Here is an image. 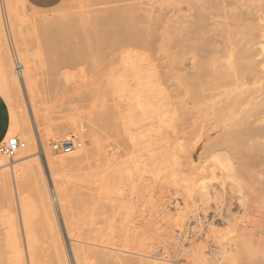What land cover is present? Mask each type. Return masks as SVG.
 <instances>
[{"label": "rangeland", "instance_id": "1", "mask_svg": "<svg viewBox=\"0 0 264 264\" xmlns=\"http://www.w3.org/2000/svg\"><path fill=\"white\" fill-rule=\"evenodd\" d=\"M136 1L64 0L53 8L35 9L25 0H0V81L9 85L0 83V94L10 108V129L16 133L12 137L26 144L24 155H0L14 164L17 176L14 189L7 192L2 184L8 175L4 169L3 178L0 170V179H4L0 181V237L8 235L10 224H15L13 229H21L17 232L25 245L27 234L43 246L54 242L53 248L48 247L53 255L59 251L49 234L57 229L68 264L99 263L98 257L89 258V252L85 258L91 260L82 262L88 245L103 247L109 260H120V264L127 259L132 264H264V137L253 142L240 121L244 112L257 113L264 107V0H139L145 4L131 12L135 19L131 25L144 30L137 46L122 48L104 30L93 34L107 41H94L97 51L92 39L91 45L87 43L88 37L94 38L88 32L93 27L86 28L88 20L101 11L106 14L132 2L141 4ZM46 17L49 20L42 22ZM76 18L82 27L78 30L86 24L85 36L75 41L79 48L84 42L86 56L82 52L83 57L78 60L77 56L71 67L88 58L78 70L63 69L53 61L55 48L47 44L51 40L47 31L60 27L59 21L73 19L76 23ZM55 36L50 37H59ZM257 36H261L259 41ZM4 40L13 66L31 71L29 75L35 78L34 90L25 77L18 79L20 107L9 99L15 83L14 76L8 77ZM99 43L112 48L105 44L100 48ZM116 46L120 47L117 52ZM58 74L68 78L63 81ZM56 78L82 89L63 94L55 87L60 81ZM27 87L36 95L29 94ZM5 90L8 96L2 94ZM112 90L117 92V102ZM244 93L250 103L233 108V99ZM107 104L126 111L127 119L122 115L120 120L122 134L99 125V113ZM263 111L258 116L264 117ZM235 112L238 115L232 121ZM218 128L234 140L235 152L244 154L246 145L254 143L250 162L237 154L229 177L212 167V138ZM68 139L76 144L72 153L53 152L52 144ZM125 149L127 154L120 158ZM81 155L83 161L60 162ZM51 161L59 164L53 163L54 167ZM127 168L129 172L122 174ZM87 192L95 196L90 198ZM4 194L14 195L8 201ZM92 225L99 228H93L95 233ZM93 234L101 237L103 245L92 243L93 237L92 245L87 242ZM1 240L5 244L7 238ZM53 256L51 260L59 263L58 255Z\"/></svg>", "mask_w": 264, "mask_h": 264}, {"label": "bare ground", "instance_id": "2", "mask_svg": "<svg viewBox=\"0 0 264 264\" xmlns=\"http://www.w3.org/2000/svg\"><path fill=\"white\" fill-rule=\"evenodd\" d=\"M133 1V0H132ZM136 1V0H135ZM139 1V0H138ZM201 1V0H200ZM200 1H197V2H200ZM203 1V0H202ZM206 0H204V2H205ZM141 1H139L138 3H140ZM197 2H193V3H197ZM134 3H137V1L136 2H134ZM133 2H132V4L130 3L129 5H125L124 6V8L122 7H120V8H117V9H115V10H113L112 9V11H110V10H108V11H106V12H109V13H104V11H103V13H102V9L100 10L101 12V14H99L98 13V10H96L97 11V13L100 15H98V16H94L93 18H91V20H88V23H90V24H88L87 22H86V24H87V27H86V24L84 23V29H82V30H80L82 27H80L78 24V22H80L79 20H77V18L75 19L76 20V23L75 22H71V21H73V19L72 20H69V21H66L65 20V22H63V23H61L59 20V26L60 27H57V28H55V29H52V30H48L47 32V36L49 37V40L50 41H48L47 42V44L49 45V46H52V47H54L55 49H54V53L52 54L53 56H52V58H53V61H54V63L56 64V66L57 67H64L63 69H65V68H68V67H71V66H75L74 64L76 63V61H78V60H80L79 58H82L83 56V54L85 55L86 54V52H85V49H84V42H80L81 44H79L80 46L82 45V43H83V45L81 46V48H79L78 47V43L77 42H75V41H77L76 39H81V37L82 36H85L84 34L86 33V28H88L89 27V25H90V27H95V28H97V30L94 28H91L90 29V31L88 30V32H89V34L91 33V35H89L90 37L91 36H93L94 38H89L88 37V40L89 41H87V39H86V41H87V43H92V42H90L91 40L90 39H92V41L94 42V41H96L97 42V40L99 39V37H101L100 39H102V35L101 36H96V37H98V39H96L95 38V36L93 35L94 33H96V31H99V33L100 32H102L103 33V31L102 30H104V35L108 32V35H110L111 37H109L108 35V37L110 38V40H112L113 38V40L114 41H116L117 42V44L118 45H121V47L122 46H124L125 48H127V47H135V46H137V44H139L140 43V40H141V38L143 37V35H144V30L142 29V28H139V27H137V26H132L131 24H132V22H134L135 21V19H133L132 18V14H131V12L133 11V9L132 8H135V9H137L136 7H139V5H143V4H145V3H143V2H141V4H134ZM102 5V4H101ZM44 14V13H43ZM45 15V14H44ZM55 16V15H54ZM49 18V17H48ZM47 19V17L46 18H44V20H41L42 22H45V20ZM58 19V18H57ZM90 19V18H89ZM47 20H49V19H47ZM46 20V21H47ZM53 20V19H52ZM51 20V21H52ZM54 20H55V18H54ZM53 20V21H54ZM81 20V19H80ZM58 21H56V25H57V22ZM68 22V23H67ZM48 23V22H47ZM67 23V24H66ZM72 23V24H71ZM75 23V24H74ZM83 23V22H82ZM45 24V23H44ZM63 24V25H62ZM71 24V25H70ZM81 24V23H80ZM75 25H77L76 27H75ZM51 26V25H50ZM81 26H82V24H81ZM45 26H43L42 28H44ZM49 27V26H48ZM47 27V28H48ZM77 27H79L80 29L78 30V28ZM86 27V28H85ZM101 29V31L100 30H98V29ZM57 29V30H56ZM93 29V30H92ZM84 30V31H83ZM91 30H92V32H91ZM95 30V31H94ZM106 30V31H105ZM82 31V32H81ZM46 32V31H45ZM82 33H84V34H82ZM98 33V32H97ZM96 33V34H97ZM58 35L59 37L58 38H51L50 36L51 35ZM100 35V34H99ZM86 36H88V34H86ZM55 37H57V36H55ZM105 37V36H104ZM108 37H106V38H108ZM113 37V38H112ZM261 36H257V38H256V41L258 40L259 41V39L258 38H260ZM60 38V39H59ZM75 39V40H74ZM262 39V38H261ZM70 40V41H69ZM101 40H98V42H100ZM103 41V40H102ZM101 41V42H102ZM104 41H106L105 39H104ZM103 41V42H104ZM114 41H112L113 43H114ZM107 42V41H106ZM108 42H109V40H108ZM111 42V41H110ZM251 42V41H250ZM252 43V42H251ZM88 44V45H89ZM96 43L94 42L93 44H92V46H94ZM99 44H101V43H99ZM98 44V45H99ZM103 44V43H102ZM102 44L101 45H99V47L101 46L102 48L103 47H105L106 45H107V47H110V44L108 45V44H105V46H104V44H103V46H102ZM116 43H115V45H117ZM255 44V43H254ZM259 44V43H258ZM5 45V50H6V52H7V57L5 58V64H8V67H9V73H8V71H7V73H8V77L11 79V77H13L11 80H13V82L15 83V86H13L12 85V88L11 89H9L10 91L8 92V94H9V99L11 100V103H14V104H16L18 107H20V105H22L21 104V102H22V99H21V94H20V89H19V85H18V79L20 78V76L21 77H25V79L27 80V86H30L31 88H33V87H35L34 85H33V81H34V79H32V77H34V76H32V75H29V72H30V74L32 73L31 71H27L28 73H26V72H24V70H22V68H20V66H18L17 64L16 65H14L13 66V64L11 63L12 61H11V59H10V56H9V52H8V47H7V44H6V42H5V40H4V42H3V46ZM91 45V44H90ZM89 45V46H90ZM113 45V44H112ZM253 45V44H252ZM256 45H257V43H256ZM88 46V47H89ZM91 46V47H92ZM249 46V45H248ZM78 47V48H77ZM95 47H96V45L94 46V49H95ZM100 47V48H101ZM106 47V48H107ZM117 48H113V49H115L116 50V52L117 51H119L120 50V47H118V46H116ZM58 48V49H57ZM90 48V47H89ZM88 48V49H89ZM96 48H98V46L96 47ZM106 48H105V51H106ZM110 48H112V46L110 47ZM119 48V49H118ZM123 48V47H122ZM247 48V47H246ZM249 48V47H248ZM247 48V49H248ZM78 49H80V50H78ZM84 50V51H83ZM96 51H97V49H95ZM102 50V49H101ZM108 50V49H107ZM112 50V49H111ZM250 50V49H249ZM255 50V49H254ZM88 51V50H87ZM104 51V52H105ZM110 51V50H109ZM106 52V53H109L110 54V52ZM82 52H84L83 54H82ZM89 52V51H88ZM250 52V51H249ZM255 52V51H254ZM101 53H103L102 51H101ZM105 53V54H106ZM245 53V52H244ZM252 53H253V51H252ZM252 53H251V55H252ZM80 54H82V55H80ZM108 54V55H109ZM98 55H99V53H98ZM107 55V56H108ZM77 56H79L78 58H77ZM86 56V55H85ZM92 57H93V55H91ZM104 56V55H103ZM111 56V55H110ZM248 56V55H247ZM246 56V57H247ZM250 56V55H249ZM254 55H252L251 57H253ZM255 56H257V55H255ZM254 56V57H255ZM89 57H90V55H89ZM243 57H244V55H243ZM78 60H77V59ZM88 58V57H87ZM86 58V59H87ZM101 57H99V59H100ZM104 58H107L106 56L104 57ZM239 58V57H238ZM241 58V57H240ZM85 59V58H84ZM84 59H82L81 61L82 62H80L79 64H77L76 65V67H77V70H78V67H79V65L82 63L83 65H84ZM85 59V60H86ZM96 59V58H95ZM95 59H93V60H95ZM104 60V59H103ZM114 60V59H113ZM116 60V59H115ZM253 60V59H252ZM9 61H10V63H9ZM87 61V60H86ZM112 61V60H111ZM84 62V63H83ZM97 62H99V61H97ZM103 62V61H102ZM107 62V61H106ZM240 62V61H239ZM255 63V62H254ZM81 64V65H82ZM93 64V63H92ZM104 64H105V61H104ZM115 64V63H114ZM248 64V63H247ZM95 65H98L97 63H95ZM107 65H109V64H107ZM89 66V65H88ZM87 66V67H88ZM104 66V65H103ZM110 66V65H109ZM7 66H6V68H8ZM14 67V68H13ZM73 67H71V69H75V68H73ZM97 67V66H96ZM95 67V68H96ZM101 67V66H100ZM31 68V67H30ZM30 68L28 69V70H30ZM93 68V67H92ZM94 68V69H95ZM106 68V67H105ZM133 68V67H132ZM59 69V68H58ZM61 69V68H60ZM102 69H103V67H102ZM62 70V69H61ZM82 70V69H81ZM80 70V71H81ZM93 70V69H92ZM107 70V69H106ZM111 70V69H110ZM101 71V70H100ZM109 71V70H108ZM85 73H86V71H85ZM88 73V72H87ZM86 73V74H87ZM100 73V72H99ZM11 76H10V75ZM103 74V73H102ZM106 74V73H105ZM60 75H62V74H60ZM59 74L57 75V77L58 76H60ZM64 75V74H63ZM95 75V74H94ZM101 75V74H100ZM88 76H89V74H88ZM87 76V77H88ZM103 76V75H102ZM116 76V75H115ZM61 77V76H60ZM59 77V78H60ZM62 77H66V75L65 76H62ZM61 77V79L63 80V81H65L66 79H64V78H62ZM95 77V76H94ZM104 77V76H103ZM112 77H114V76H112ZM81 78V77H80ZM85 78V77H84ZM105 78V77H104ZM116 78V77H115ZM114 78V79H115ZM58 78H56L55 79V81L57 82V81H59V80H57ZM99 79V78H98ZM97 78H96V80H98ZM107 79V78H106ZM105 79V80H106ZM119 79V78H118ZM62 80H60L58 83L59 84H55L56 86L55 87H57V91H62L61 93H66L67 91H71L72 93H73V90L74 89H82V86H80L79 84H70L69 86H68V83L69 82H66V85L65 84H63L64 82H62ZM71 80V79H70ZM76 80V79H75ZM88 80V79H87ZM95 80V82H94V80L92 79L91 80V82L93 81L94 83H96L97 81ZM113 80V79H112ZM122 80V79H121ZM67 81H69V80H67ZM90 81V80H89ZM101 81V80H100ZM35 82V81H34ZM56 82H52V83H56ZM121 82V81H120ZM0 83H1V81H0ZM7 84L6 82H2L1 83V85L2 84ZM13 83V84H14ZM93 83V84H94ZM98 83V82H97ZM118 83V82H117ZM35 84V83H34ZM37 84V83H36ZM113 84V83H112ZM127 84V83H126ZM8 85V84H7ZM6 85V86H7ZM21 85V84H20ZM32 85H33V87H32ZM54 85V84H53ZM86 85V84H85ZM96 85V84H95ZM100 85V84H99ZM98 85V86H99ZM102 85V84H101ZM116 85V84H115ZM119 85V84H118ZM121 85V84H120ZM123 85V84H122ZM125 85V84H124ZM124 85L122 86L123 88H124ZM37 86L38 85H36V89H37ZM104 85H102V87H103ZM127 86V85H126ZM8 87H9V85H8ZM58 87H59V89H58ZM76 87V88H75ZM92 87V86H91ZM116 87V86H115ZM114 87V85H113V88H115ZM1 88H2V86H1ZM0 88V90L2 91V89ZM90 88V87H89ZM92 88H96V87H92ZM92 88H90V89H88V90H91ZM111 88V87H110ZM117 88H121V87H117ZM116 88V89H117ZM27 89H28V87H27ZM35 88H33V90H34ZM126 89V88H125ZM124 89V91H126ZM33 90L31 91V89L29 90H27V92L28 91H30V92H32L33 93ZM78 90V91H79ZM85 90V89H84ZM115 90V89H114ZM120 90V89H119ZM69 91V92H70ZM75 91V90H74ZM82 91V90H81ZM107 91H108V89H107ZM110 91V90H109ZM113 91V90H112ZM129 91V90H128ZM250 91V90H249ZM258 91V88H256L255 89V92H257ZM4 92H6L5 94H6V96H8L7 95V91L5 90V91H3V93L2 94H4ZM30 92H28L29 94H31L32 95V93H30ZM69 92H67V93H69ZM88 91L86 90V93H87ZM91 93H92V91H90ZM93 92H95L94 90H93ZM99 92V91H98ZM114 92V100H115V102H117V100H116V97H117V92H115V91H113ZM113 92H112V94H113ZM252 92H254V90L252 91ZM36 93V92H35ZM63 93V94H64ZM81 92H79V94H80ZM83 93V92H82ZM86 93H84V94H86ZM96 93V92H95ZM106 93V92H105ZM119 93V92H118ZM121 93V92H120ZM123 93V92H122ZM132 93V92H131ZM130 93V94H131ZM248 93V92H247ZM247 93L245 94L244 93V95H243V97L242 98H239V99H233V101L231 102V104H232V107L233 108H239V109H241L243 106H246V105H248L249 103H250V100H249V97H248V95H247ZM250 93V92H249ZM37 94H39V93H37ZM60 94V93H59ZM58 94V95H59ZM75 94V93H74ZM102 94V93H101ZM130 94H129V97H130ZM30 95V96H31ZM33 95H36V94H34L33 93ZM32 95V96H33ZM66 95V94H65ZM119 95V94H118ZM121 95V94H120ZM125 95V94H124ZM253 95V94H252ZM67 96V95H66ZM69 96V95H68ZM84 96V95H83ZM82 96V97H83ZM128 96V95H127ZM126 96V97H127ZM250 96H251V94H250ZM55 97V96H54ZM69 97H71V96H69ZM123 97V96H122ZM121 97V98H122ZM33 98V97H32ZM34 98H35V96H34ZM56 98V97H55ZM133 98V97H132ZM130 99V98H129ZM122 100V99H121ZM35 101V100H34ZM133 102V101H132ZM135 102V101H134ZM36 103H37V101H36ZM253 104V103H252ZM252 104H251V106H252ZM262 104V103H261ZM260 104V105H261ZM34 105V104H33ZM37 105V104H36ZM122 105H123V103H122ZM259 106V105H258ZM261 106H264L263 104L261 105ZM116 109H114L113 107H112V105H105L104 106V108L102 109V111L99 113L100 114V116H99V125L100 126H106L107 128H109L110 130H113V131H117L119 134H122V131H125V130H122V128H121V123H120V120L122 119V115H123V113L124 112H126L125 110H124V112H123V107H120V105H117L116 104ZM126 107H128V106H126ZM102 108V107H101ZM259 108V107H258ZM261 109H262V107H261ZM127 110V109H126ZM133 110V109H132ZM260 110V109H259ZM258 110V111H259ZM262 110H264V107H263V109ZM262 110H261V112L259 111V112H257V113H260L261 115H263V113H262ZM264 112V111H263ZM245 113V115L246 116H242V118L240 119V121H241V123H244V125H245V131H246V133H247V135H248V137H249V139L250 140H252L253 142H257V141H259V139L261 138V137H264V126L262 127V125H263V123H264V117H262V116H258V114L257 113H255V112H253V113H251V112H249V111H247V112H244ZM124 115H125V113H124ZM124 115H123V117H124ZM129 115H130V113H129ZM238 115V112H235L234 114H233V116H232V118H231V120L232 121H235L234 120V118H236V116ZM241 115H244L243 113H241ZM126 116H127V114H126ZM130 117V116H129ZM23 118V117H22ZM97 118V117H96ZM125 118V117H124ZM132 118H133V116H132ZM15 119H17V117L15 118ZM20 119V121H21V123H20V121L19 120H14L15 122H17L18 124L20 123V124H22L23 123V121H22V119L21 118H19ZM25 120H26V118H24ZM125 119H127V117L125 118ZM24 120V121H25ZM93 120H95V119H93ZM129 120V119H128ZM127 120V121H128ZM133 120H135L134 118H133ZM27 121V120H26ZM96 121V120H95ZM129 121H131V120H129ZM237 121H238V119H237ZM14 122V123H15ZM133 122V121H132ZM17 123H16V126H18L17 125ZM26 123V122H25ZM97 123V122H96ZM123 123H125V122H123ZM134 123V122H133ZM81 124V123H80ZM94 124H95V122H94ZM132 124V123H131ZM233 124H236V122H234ZM96 125V124H95ZM21 126H24V125H21ZM20 126V127H21ZM98 126V125H97ZM122 126H123V124H122ZM127 126H129V125H127ZM133 126V125H132ZM134 126H135V124H134ZM27 127L29 128V125H27ZM63 127V126H62ZM62 127H60V128H62ZM124 127H125V124H124ZM21 128H23V127H21ZM25 129H26V126L24 127ZM63 128H65V127H63ZM62 128V129H63ZM124 129V128H123ZM92 131H94V130H92ZM25 132V134H26V132L27 131H24ZM29 132V131H28ZM27 132V133H28ZM58 132V131H57ZM216 136H214V138H212V167H213V169L214 170H217V171H219L220 172V174H221V176L222 177H229L231 174V172L233 171V169H234V165H235V162H234V159H235V157H236V155L237 154H242V155H240V158H243V157H245L248 161H249V159H251L252 158V156H253V152H252V148L254 147L253 145H254V143L253 144H250V143H248L247 145H246V148L247 149H245V151H244V154H243V152L241 151V153H239L238 151L237 152H235L234 150L236 149V148H234V140L232 139V138H230L229 137V133H227V132H225V133H223V132H221V130L218 128L217 130H216ZM125 133V132H124ZM130 133V132H129ZM16 133H14V132H12V129H10V132H9V134H8V136H7V138L9 139V138H13L12 137V135H15ZM30 135V134H29ZM28 136V135H27ZM134 136V135H133ZM32 136H30V138H31ZM26 138H28V137H26ZM20 140V139H19ZM26 140V139H25ZM31 140H32V138H31ZM33 141V140H32ZM31 141V142H32ZM26 142V141H25ZM28 143V142H27ZM67 144V143H74L71 139H68V140H66V141H63L62 142V144ZM29 145H33L32 143H30V139H29V143H28ZM28 147H31L32 148V146H28ZM129 148V147H128ZM25 150V149H24ZM21 151V153L22 152H24L25 154H26V152L25 151ZM31 151H33V150H31ZM126 151H127V149H125V150H123L122 151V153L119 155L120 156V158L121 157H123V156H125L127 153H126ZM168 152H170V150L168 151ZM24 153H22L23 155H24ZM29 153V152H28ZM27 153V154H28ZM83 154H85V153H83ZM87 154V153H86ZM87 157L88 156V154L87 155H84V157ZM69 157V156H68ZM83 155H81V156H75L74 158H66V157H64V158H62V161H60V157H59V160L58 161H60L61 163H64V161H65V163L67 162L68 163V161H70V160H74L75 162H76V160H77V162H78V160H81V161H83ZM85 157V158H86ZM63 159H65V160H63ZM108 159V157H106V159L105 160H107ZM53 161V160H52ZM52 161H51V165L54 163H52ZM54 161L55 162H57L55 159H54ZM71 163H72V161H70ZM69 162V163H70ZM250 162V161H249ZM60 163V164H61ZM74 163V162H73ZM72 163V164H73ZM55 164V163H54ZM56 164H59V162L58 163H56ZM55 164V165H56ZM55 165H52V166H54L55 167ZM62 166L64 167L65 165L64 164H62ZM68 166V165H67ZM104 166H105V163H104ZM56 168H57V166H56ZM60 168V167H59ZM3 170V175H2V177L5 175L4 174V169H5V173H6V175H8V176H10V177H8V176H5V180H6V177L8 178V180L7 181H3L2 179H0V181L2 180L3 182V184L2 185H4V187L2 186V185H0V187L2 188L3 187V189L4 190H6L7 192H9L8 191V189H10V190H13L14 188H13V185H12V182H16V180L17 179H15V177H17V176H15L16 175V173H15V166H14V164L11 162H8L7 160H3V159H0V170ZM89 169V168H88ZM128 169V170H127ZM126 170H124V171H122L121 173L123 174V173H125V172H129V168H127ZM99 170V168H97V170L96 171H98ZM92 171H94V170H92ZM95 171V172H96ZM10 173V174H7V173ZM100 172H101V170H100ZM14 173V176L12 177V174ZM88 173H90V171L88 172ZM2 174V173H1ZM46 174V173H45ZM92 174V173H91ZM97 174L99 175V173L97 172ZM95 176H96V174H95ZM1 176H0V178H2ZM93 177V176H92ZM4 178V177H3ZM9 178H11V179H9ZM89 178V177H88ZM18 182V181H17ZM1 183V182H0ZM18 184V183H17ZM44 186V185H43ZM46 186V185H45ZM42 187V186H41ZM6 188V189H5ZM13 188V189H12ZM98 191V190H97ZM12 191H10V193H11ZM221 191H219L217 194H219ZM86 193V192H85ZM89 192H87V195L88 196H90L91 194V192L88 194ZM93 193V192H92ZM80 194V193H79ZM4 195H6V199L7 198H9L8 199V201H10L12 198H13V195L14 194H4ZM45 195V194H44ZM78 195V194H77ZM84 195V194H83ZM50 196V195H49ZM73 196H75V195H73ZM81 196H82V194H81ZM86 196V195H85ZM93 196H95V194H92V196H90V198L91 197H93ZM5 197V196H4ZM76 197V196H75ZM72 198V197H71ZM79 198V197H78ZM86 198V197H85ZM68 199H66L65 201H67ZM76 201V200H75ZM92 201V200H91ZM93 201H94V199H93ZM95 201H96V199H95ZM68 203V202H67ZM66 203V204H67ZM73 203V202H72ZM241 204V203H240ZM67 206H69L68 204H67ZM242 206H243V204H242ZM65 208V207H64ZM69 208V207H68ZM23 216H24V214H23ZM11 225V230H10V228L8 229V228H6V229H4V230H10V231H3L4 232V234L6 233V234H8V235H5L4 237L3 236H1L0 237V239H3V240H1V241H4V239L5 238H7V241H6V243L4 244V243H1L0 242V264H50V262L52 261L51 259H54V258H52V257H54L53 255H55V257L57 256V257H59V259H60V262L61 263H63V264H68L66 261V258H65V254H64V248H62V245L60 244L61 243V241L59 240V237H58V232H57V227H55V231H53L52 229V231L54 232V234L51 236V234H49L50 235V237H52L51 238V240H53L54 241V238H55V241L57 242V244H56V246H57V248H58V250L57 251H59V253H57V254H51V253H53V250H48L49 248L48 247H50V245L52 246L53 244H54V242L53 243H51L50 244V242H49V246H43L42 245V242H41V244H38V239H36V238H34V237H32V236H29L30 234H27V236H25L26 237V245L23 243V241H22V238H20V231H18L17 232V229L16 228H14L13 229V227H16V226H14L15 224H10ZM9 225V226H10ZM13 225V226H12ZM56 225V224H55ZM95 226H96V223L94 224ZM95 226L93 227V225H92V227H90V228H94V229H99L98 227L97 228H95ZM98 226V225H97ZM19 227V226H18ZM54 227V226H53ZM89 228V229H90ZM15 229H16V231H15ZM93 229V230H94ZM18 230H21V229H18ZM27 230V229H26ZM28 231V230H27ZM90 231V233L92 234V230H89ZM92 231V232H91ZM99 232V231H98ZM94 233H95V230H94ZM97 233V232H96ZM0 234H2V232H0ZM98 234V233H97ZM97 234H93L94 236H96L97 237V241L95 242V240H96V238L93 236V235H91V237H88L86 240H87V242H89L90 243V239L93 237L94 238V242H92V243H94V244H96L97 242H98V244L100 243V242H102V240L101 241H99L100 239H101V237L100 236H98ZM3 235V234H2ZM8 236H9V240H8ZM53 236H54V238H53ZM11 237V238H10ZM23 237V236H22ZM50 237H46V239L47 238H49L50 239ZM98 237L100 238V239H98ZM14 239V240H13ZM48 240V239H47ZM91 241H93V239H91ZM8 242V243H7ZM55 242V243H56ZM45 244L46 243H48L46 240H45V242H44ZM83 243H85V242H83ZM104 243V242H103ZM86 244H88V243H86ZM86 244H84L85 246H87ZM91 244V243H90ZM102 243H100V245H101ZM92 245V244H91ZM97 245V244H96ZM103 245V244H102ZM25 246H26V248H25ZM85 246H80V248L82 247H85ZM94 246V245H93ZM87 247H89V248H87V251H86V249H84L85 251H86V253H84L85 255L83 256L84 257V259H83V257H82V262H84L85 260H86V262H88L89 260H91L93 257L95 258H99V259H97V260H99V263H98V261H96L97 262V264H120L121 263V261L120 260H115V259H111V260H109V254L107 253H105V251H103V250H106V249H100V248H103V247H100V248H96L97 246H94V247H92V246H87ZM93 249H92V248ZM51 248H53V246L51 247ZM79 248V249H80ZM86 248V247H85ZM96 251H95V250ZM102 250V251H98V250ZM48 250V251H47ZM55 250V249H54ZM88 250H90V251H88ZM46 251H47V253L49 252L50 253V251H52L50 254L48 253H46ZM81 251H83V249H80V252ZM55 252V251H54ZM87 252H89L88 254L90 255H87ZM100 252H103L104 253V255L107 257H105L104 255H102ZM108 252V251H107ZM82 253V252H81ZM47 254V255H46ZM50 255V256H49ZM52 256V257H51ZM85 256L86 257H88L89 256V258H91V259H88V261H87V259L85 258ZM95 258V259H96ZM57 259V261L59 260L58 258H56ZM94 259V260H95ZM93 260V259H92ZM128 260V259H127ZM127 260L126 261H124L123 260V262H125L126 264L130 261V260H128V262H127ZM54 261H55V263L56 264H59L58 262H56V260H53L52 261V263L54 264ZM85 262V263H86ZM131 262V261H130ZM51 263V264H52ZM134 263V262H133ZM141 263H142V261H141ZM124 264V263H123ZM129 264V263H128ZM131 264H132V262H131Z\"/></svg>", "mask_w": 264, "mask_h": 264}, {"label": "crops", "instance_id": "3", "mask_svg": "<svg viewBox=\"0 0 264 264\" xmlns=\"http://www.w3.org/2000/svg\"><path fill=\"white\" fill-rule=\"evenodd\" d=\"M64 0H25L30 8L49 9L61 4ZM11 128L10 108L5 98L0 94V143L5 140Z\"/></svg>", "mask_w": 264, "mask_h": 264}, {"label": "built area", "instance_id": "4", "mask_svg": "<svg viewBox=\"0 0 264 264\" xmlns=\"http://www.w3.org/2000/svg\"><path fill=\"white\" fill-rule=\"evenodd\" d=\"M26 148V144L17 138L5 139L0 143V155L14 158L19 152ZM53 152L72 153L76 149L75 143H54L51 146Z\"/></svg>", "mask_w": 264, "mask_h": 264}]
</instances>
